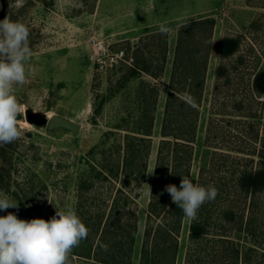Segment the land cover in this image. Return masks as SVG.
Returning a JSON list of instances; mask_svg holds the SVG:
<instances>
[{
  "label": "rangeland",
  "instance_id": "374dc122",
  "mask_svg": "<svg viewBox=\"0 0 264 264\" xmlns=\"http://www.w3.org/2000/svg\"><path fill=\"white\" fill-rule=\"evenodd\" d=\"M6 16L28 27L30 58L27 83L14 88L24 113L18 119L25 139L0 145V192L19 208L0 211V216L12 212L20 219L48 220L56 209L77 212L79 181L90 178L92 167L100 169L105 157L121 159L125 134L150 118V97H143L150 86L144 82L156 84L146 180L135 187L138 230L131 264L140 263L178 32L190 19L214 20L190 178L198 183L201 167L218 161L213 151L239 154L257 165L264 146V91L255 88L257 79L264 78V0H0V20ZM226 37L239 38L240 45L223 57ZM121 51L124 55L117 56ZM144 63L161 77L145 71L133 75L135 66ZM220 65L227 72L222 78L217 76ZM56 116L72 121L74 128L50 127ZM213 176L216 180L217 173ZM114 188L108 182L97 184L91 195L110 199ZM260 202L258 250L263 253L264 193ZM190 221L182 220L175 264H186ZM246 240L245 246L258 247L254 237ZM89 249L82 241L70 264H89L81 257ZM253 255L252 264H264V256Z\"/></svg>",
  "mask_w": 264,
  "mask_h": 264
},
{
  "label": "trees",
  "instance_id": "16d2710c",
  "mask_svg": "<svg viewBox=\"0 0 264 264\" xmlns=\"http://www.w3.org/2000/svg\"><path fill=\"white\" fill-rule=\"evenodd\" d=\"M213 25L212 18L190 19L178 32L139 264H175L184 215L172 202L165 187L174 184L179 188L181 176L190 177L197 106L204 88ZM239 43V38H224L222 56L235 53ZM191 65L201 67L191 72L187 69ZM140 71L155 79L162 74L149 69L146 63L142 67L135 66L132 74ZM225 74L226 68L220 65L218 78ZM145 84L150 86L149 94L147 90L143 94L144 100L150 97L149 120L137 131L125 134L121 159L112 160L110 155L105 157V164L98 170L92 167L90 178L82 177L77 186V214L90 229L85 240L90 247L89 254L81 257L90 261L89 264L132 263L138 230L135 187L146 180L154 111L159 96L156 84ZM255 88L259 94L264 91V78L257 79ZM189 96L195 100L194 107L187 102ZM257 155L256 167L252 159L239 154L213 151V157L218 156L220 160L208 168L201 167L198 184L214 186L218 195L214 201L202 205L197 218L190 221L186 264H252L253 253L264 256V252L258 250L261 247L258 238L260 197L264 193L263 145ZM222 168L225 171L222 172ZM214 173H217L216 180ZM104 182L115 187L113 196L99 200L97 193L91 195V192L96 190L97 184ZM115 182H119L118 187ZM98 210L101 211L96 212ZM249 237H254L258 247L243 244ZM102 245L107 246V250Z\"/></svg>",
  "mask_w": 264,
  "mask_h": 264
},
{
  "label": "clouds",
  "instance_id": "9594fccd",
  "mask_svg": "<svg viewBox=\"0 0 264 264\" xmlns=\"http://www.w3.org/2000/svg\"><path fill=\"white\" fill-rule=\"evenodd\" d=\"M29 35L28 27L10 16L0 20V145L25 139L22 119H18L24 113L14 88L27 83ZM187 102L195 106L193 97L189 96ZM165 191L188 220H195L202 205L214 201L218 195L214 186L193 183L188 175L181 176L179 188L169 184ZM10 208L18 209L19 203L0 192V211ZM89 231L71 207L56 209L48 220H25L8 212L0 216V264H70L73 250L87 239ZM102 247L107 250V246Z\"/></svg>",
  "mask_w": 264,
  "mask_h": 264
},
{
  "label": "water",
  "instance_id": "95a60500",
  "mask_svg": "<svg viewBox=\"0 0 264 264\" xmlns=\"http://www.w3.org/2000/svg\"><path fill=\"white\" fill-rule=\"evenodd\" d=\"M29 119L32 121L31 118ZM54 126H60V127L68 128V129L74 128V124L72 121L62 118V117H57V116L54 117L50 122V127H54Z\"/></svg>",
  "mask_w": 264,
  "mask_h": 264
},
{
  "label": "built area",
  "instance_id": "2783aa9c",
  "mask_svg": "<svg viewBox=\"0 0 264 264\" xmlns=\"http://www.w3.org/2000/svg\"><path fill=\"white\" fill-rule=\"evenodd\" d=\"M98 45H99L100 49H102V51L106 52V49L103 45H101L100 43ZM122 55H124V51H121L117 54V56H122ZM102 67H103V65H102Z\"/></svg>",
  "mask_w": 264,
  "mask_h": 264
},
{
  "label": "bare ground",
  "instance_id": "6f19581e",
  "mask_svg": "<svg viewBox=\"0 0 264 264\" xmlns=\"http://www.w3.org/2000/svg\"><path fill=\"white\" fill-rule=\"evenodd\" d=\"M25 123H26L27 125H29V122H28V121H26Z\"/></svg>",
  "mask_w": 264,
  "mask_h": 264
}]
</instances>
